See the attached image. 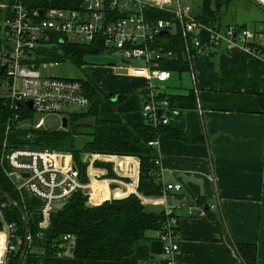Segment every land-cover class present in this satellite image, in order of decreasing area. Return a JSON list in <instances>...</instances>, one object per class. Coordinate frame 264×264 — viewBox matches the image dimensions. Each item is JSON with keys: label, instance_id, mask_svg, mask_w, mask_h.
I'll list each match as a JSON object with an SVG mask.
<instances>
[{"label": "crops", "instance_id": "1", "mask_svg": "<svg viewBox=\"0 0 264 264\" xmlns=\"http://www.w3.org/2000/svg\"><path fill=\"white\" fill-rule=\"evenodd\" d=\"M33 1L78 7L82 0ZM243 1L218 0L216 23H204L206 27L198 31L197 52L190 56L182 52L181 61L167 60L159 65L170 71L162 86L168 98L174 100L167 127L172 130L181 125L187 138L169 137L168 128L156 134L163 180L180 182L179 194L189 202L196 199L205 206L214 205L203 217L176 208L178 263L245 264L236 244L248 243L255 245L256 264H264V58L235 43L222 42L214 47L207 31L215 25L223 30L230 24L250 26L252 30L264 28V18L245 12L250 7ZM118 61L122 66L128 64L120 58ZM84 64L73 77L90 78L101 91L111 95V100L119 93H127L120 101L101 102L100 118L145 123L141 104L147 88L142 75L132 71L130 75L115 74L123 73V67L112 64L100 68ZM85 162L88 179L97 182L90 189L98 199L107 192L122 198L133 193L132 188L136 190L137 157L88 153ZM140 243L153 257L162 246L158 239ZM43 263L138 264L135 255L120 261H84L65 254L34 258L25 255L23 260V264Z\"/></svg>", "mask_w": 264, "mask_h": 264}, {"label": "built area", "instance_id": "2", "mask_svg": "<svg viewBox=\"0 0 264 264\" xmlns=\"http://www.w3.org/2000/svg\"><path fill=\"white\" fill-rule=\"evenodd\" d=\"M26 1H0V68L3 67L0 71V102L8 110L4 126L0 128V169L20 203L25 205L26 197L39 201L37 224L42 230L48 227L56 203H66L77 191L91 195L90 188L94 184L89 179L81 180L72 160L70 164H62L57 151L9 141L11 131L47 128L46 118L51 116L57 118L60 126L63 116L68 119L69 115L84 110L89 104L81 78L40 72L39 66L47 68L59 62L43 60L44 52L66 43L97 44L103 47V53L116 52L128 63L139 60L141 64L132 72L144 77L147 88L141 114L145 123L156 127L167 124L173 110L162 86L170 77V71L159 65L162 61H177L178 56L165 46V34L179 29L182 52L190 56L199 49L198 31L206 25L196 20L189 4H182L180 0H82L78 7L48 4L28 7ZM250 1L264 9V0ZM157 13L171 17H158ZM217 26L207 28L214 47L222 42L235 43L264 58V28L249 30L230 24L220 30ZM32 112L37 115L36 119ZM15 136L14 141H20V137ZM30 137L29 133L23 135L26 140ZM148 144L156 149L157 139ZM154 163L159 169L160 194L148 196L137 189L131 190L143 205L159 207L163 211L165 219L157 235L162 246L156 257L138 264H184L175 259L179 219L176 208L179 206L187 209L190 215L203 217L214 205L205 206L196 199L189 202L184 194H179L180 182L163 180L158 153ZM109 199L115 197L107 192L99 200ZM17 201L14 203L18 204ZM11 208L0 193V264H15L22 241L27 242V248L32 243L30 232L23 237L19 233L17 221L10 215ZM23 212L27 218L33 210L26 208ZM73 239V234L63 236L67 242Z\"/></svg>", "mask_w": 264, "mask_h": 264}, {"label": "trees", "instance_id": "3", "mask_svg": "<svg viewBox=\"0 0 264 264\" xmlns=\"http://www.w3.org/2000/svg\"><path fill=\"white\" fill-rule=\"evenodd\" d=\"M15 0H2L12 3ZM218 1V0H216ZM28 7H45L44 2L27 0ZM199 13L195 15L196 20L202 23H216L213 2L202 0ZM158 17H171L169 14L157 13ZM164 43L167 48L177 53V61H181L182 37L179 29L174 33L165 34ZM164 36V35H163ZM161 36L160 40L163 39ZM101 45H74L66 43L59 47L46 50L43 60L64 61L68 60L74 65H83L84 57L87 54H98L104 52ZM84 92L89 99L88 106L81 111L72 113L68 117V124L63 128H38L34 130L19 129L9 133V141L20 145L26 144L30 147L45 148L55 151L69 153L71 160L78 168L80 178L86 182V162L81 160L83 153H99L135 156L138 158V182L137 191L143 195L156 196L160 194L161 183L159 182V169L154 163L157 151L148 144V141L155 139L156 134L167 129L169 122L165 125L153 127L147 123L135 124L103 119L98 116L99 104L110 100L112 103L120 101L127 93H119L117 98L111 100V95L104 93L97 84L90 78L82 79ZM170 104L174 101L168 98ZM8 110L0 102V128L4 126V119ZM87 118L92 122H82ZM169 129V128H168ZM29 133V139H23V135ZM20 141H14L16 136ZM168 136L187 140L182 131L181 125L169 129ZM100 165L101 163H95ZM94 182V181H93ZM97 182H94V186ZM0 190L5 191L13 200L18 198L11 184L3 176L0 169ZM93 191V190H92ZM25 205L17 201L22 210L26 208L33 210L26 221L22 219L21 213L10 209V215L17 221L18 231L22 235L30 232L32 243L27 248L26 255L39 254L46 256L65 254L67 250L71 256L79 260L98 261H120L124 257L135 255L137 263L152 257L147 246L140 243L141 240L157 239L158 232L165 219L160 209L148 210L139 198L131 193L126 197L101 201L89 205L87 194L77 191L59 209L52 212L47 228L39 229L37 207L39 201L32 198H25ZM27 206V207H26ZM66 234H73L71 242L63 240ZM15 256V264L20 250ZM245 264H256L254 244H236ZM34 250V252H32Z\"/></svg>", "mask_w": 264, "mask_h": 264}, {"label": "rangeland", "instance_id": "4", "mask_svg": "<svg viewBox=\"0 0 264 264\" xmlns=\"http://www.w3.org/2000/svg\"><path fill=\"white\" fill-rule=\"evenodd\" d=\"M0 1H2V0H0ZM211 1L213 2L214 11L216 13L218 11L217 7H216V4H218V1H216V0H211ZM180 2L182 4H189L191 6L192 11L196 15L197 13H199L202 0H180ZM243 3H245L246 6L250 7V8L244 9L245 12L253 13L254 14L253 16H255V18H257V17L264 18V9L263 8H261L260 6H257L255 3L251 5L247 0H244ZM251 28L252 27H250V26L247 27V29H249V30H252ZM118 59H119V57H118L116 52H108V53H102V54H87L84 57L86 65H89V66H97L100 68L103 66L108 67V65L112 64L115 67H119V66L123 67V71H122L123 73H120V72L115 73V74H119V75H130L132 69L137 68L141 64V62L139 60L133 59L130 61V63L122 66L121 64H119ZM50 61H53V60H50ZM83 65H85V64H83ZM83 65H77V64L74 65L68 59V60H64V61H59L57 65L47 67V68H43V67L39 66V70L44 75H55V76H59V77H73V76H77L79 74L80 68ZM32 116L35 119L37 117V115L33 112H32ZM83 121L90 123L93 121V119L87 118L85 120H81L80 123H82ZM58 124L59 123L57 122L56 117L51 116V117L46 118L45 126L47 128H49V129L56 128L58 126ZM58 128H61V127H58ZM57 152L59 154V159H60L62 164H70L71 163V158H70L69 153H66L64 151H57ZM3 176H4V174H3ZM97 196H98L97 194L96 195H94V194L88 195V197H89L88 204L94 205V204L101 202L102 200H99L97 198ZM22 243H23V241H22ZM32 252H34V250ZM35 253H36L35 255H32L33 258L37 257V256H41V255H39V252L37 250L35 251ZM27 257L31 258V255H27ZM65 257L72 258L71 254L68 250L65 253ZM36 262H37V260H36Z\"/></svg>", "mask_w": 264, "mask_h": 264}, {"label": "water", "instance_id": "5", "mask_svg": "<svg viewBox=\"0 0 264 264\" xmlns=\"http://www.w3.org/2000/svg\"><path fill=\"white\" fill-rule=\"evenodd\" d=\"M165 31H163L162 33H164ZM161 33V34H162ZM120 60L121 61H124V62H128L126 59H124V58H120ZM3 69V67H1L0 68V71ZM27 105L31 108V103L30 102H28L27 103ZM67 124H68V119H67V117H65V116H63L62 118H61V125H60V127L61 128H63V129H65L66 127H67ZM88 158V153H83L82 155H81V160L82 161H86V159ZM0 193L3 195V197L7 200V202L13 207V208H15V209H17L20 213H21V215H22V217H23V219H24V221H25V215H24V212H23V210L19 207V205L18 204H16V203H14V200L7 194V193H5L4 191H1L0 190ZM64 202H61V203H56L55 205H54V207L56 208V209H59V208H61L62 206H64ZM27 232L25 231V234H26ZM26 252H27V242L25 241L24 242V244H23V247H22V249L20 250V252H19V255H18V258H17V262H16V264H23V260H24V257H25V255H26Z\"/></svg>", "mask_w": 264, "mask_h": 264}]
</instances>
